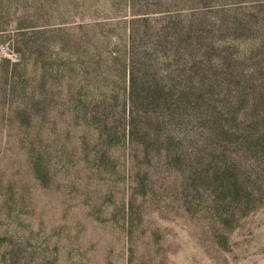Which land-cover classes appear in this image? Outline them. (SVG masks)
Wrapping results in <instances>:
<instances>
[{
    "label": "rangeland",
    "instance_id": "rangeland-1",
    "mask_svg": "<svg viewBox=\"0 0 264 264\" xmlns=\"http://www.w3.org/2000/svg\"><path fill=\"white\" fill-rule=\"evenodd\" d=\"M0 264H264V0H0Z\"/></svg>",
    "mask_w": 264,
    "mask_h": 264
}]
</instances>
